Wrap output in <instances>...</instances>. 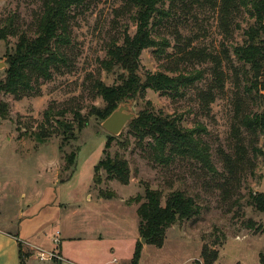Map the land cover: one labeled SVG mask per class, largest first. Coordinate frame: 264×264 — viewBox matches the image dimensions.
Segmentation results:
<instances>
[{
    "label": "rangeland",
    "instance_id": "obj_1",
    "mask_svg": "<svg viewBox=\"0 0 264 264\" xmlns=\"http://www.w3.org/2000/svg\"><path fill=\"white\" fill-rule=\"evenodd\" d=\"M123 2L95 0L90 8L77 12L70 65L42 82L36 93L16 99L12 94L0 92V101L9 105L8 117L0 118V225L15 230L22 211L36 220L43 219L38 229L48 239L49 248L42 249H55L62 255L61 245L66 259L76 264H130L138 242L143 249L139 264H204L205 246L218 252L212 264H264V233L258 228L264 226V212L251 203L250 196L254 191L264 192V156L258 161L255 175L246 171L239 191L224 199L216 186L217 174H207L197 161L188 158L169 165L159 164L135 141L128 125L119 135H112L103 128V119L89 113L93 106L105 105L102 97L95 96L92 80L100 78L108 85L118 82L120 70L108 72L101 68L100 61L106 57L108 43L118 34L113 24L114 10ZM40 4L41 0H0V19L16 14L20 24L30 23ZM178 13L179 17L172 20H181L178 26L181 40L176 37L175 21L161 30L171 42L166 54L176 58V44L191 42L196 49L222 57L227 75L225 91L217 93L209 112L204 111L198 92L211 82L213 62L180 61L175 64L180 65L178 70L186 69L188 73L200 69L204 74L183 95L174 98L148 89L144 96L129 101L137 115L146 107H153L155 111L181 116L185 127L204 124L208 132L203 136L210 145L212 162L221 172L223 162L218 152L232 150L228 140L235 90L232 65L237 63L233 47L243 42L244 30L252 20L243 10L238 19L241 27L227 35L214 10L195 6L189 12L179 8ZM130 26V32L134 33L136 26L132 21ZM16 42L13 36L8 41L0 40V78L5 77L8 67L7 48L12 49ZM155 50L152 47L142 52L139 70L142 76L162 70L170 59L166 54L159 57ZM226 52L230 57H226ZM76 109L85 118L83 126L74 118ZM46 110L53 117V131L39 138L43 129L48 132ZM57 119L75 120L71 135L57 127ZM260 144L264 149V136ZM73 154L75 163L69 165L68 157ZM119 157L129 163L128 184L112 178L103 166L95 172L100 160H112L115 164V158ZM147 187L162 193L163 205L170 192L183 190L199 206L194 217L177 220L166 230L162 246L148 239L142 242L138 209L145 201ZM13 217V222L7 221ZM56 237L60 239L57 246ZM30 255L33 254L24 253L21 263L27 264ZM61 260L39 262L58 264Z\"/></svg>",
    "mask_w": 264,
    "mask_h": 264
},
{
    "label": "trees",
    "instance_id": "obj_2",
    "mask_svg": "<svg viewBox=\"0 0 264 264\" xmlns=\"http://www.w3.org/2000/svg\"><path fill=\"white\" fill-rule=\"evenodd\" d=\"M95 0H41L38 10L33 13L30 23L20 24L16 14L0 19V40L8 41L10 36L16 37L15 46L7 48L5 77L0 78V92L9 93L16 99H22L37 92L40 84L52 78L55 72H62L71 63L73 51V22L76 14L90 8ZM214 10L219 17V25L227 35L241 27L238 20L243 10L248 12L251 23L244 30V40L233 47L236 65H232L235 90L233 92V121L228 138L231 152L220 150L223 171L219 172L211 158V148L204 134L207 127L198 122L188 128L182 124V117L155 111L146 107L138 117L129 122V132L135 141L149 151L159 164L169 165L178 159L191 158L200 164L204 172L217 174L216 186L227 199L237 193L242 186L246 171L255 175L258 161L264 156L260 144L264 136V0H124L114 10L113 24L117 31L106 48V57L100 61L101 68L113 72L116 68L118 82L106 84L100 78L93 79L91 88L95 96L105 102L102 108L92 107L89 112L101 119H106L120 103L128 99L144 96L148 89L162 94L178 97L202 79V70L186 73L175 65L182 61L185 64L211 61L212 80L206 89L198 92L201 107L209 112L210 105L218 92H224L227 75L223 69L222 57L205 49L187 44H176V58L166 54L171 45L170 40L161 33L163 27L179 17L178 9L194 10V7ZM178 16V17H177ZM129 19V22L124 20ZM130 21L136 30L130 32ZM179 22L175 21L176 37L180 41ZM156 47L159 57L166 54L168 62L163 69L156 72H139L141 54L147 48ZM226 57H230L226 52ZM175 65V66H173ZM175 67V68H174ZM150 103V102H147ZM65 110L62 111V114ZM75 120L80 126L85 124L81 110H73ZM9 105L0 101V118H7ZM74 120V121H75ZM53 117L50 110L45 112L47 130L38 133L42 138L51 135ZM62 132L70 134L74 121L55 120ZM49 126L52 128H49ZM146 142V144H145ZM110 143V140L107 142ZM76 154L68 157V164L75 163ZM100 162L95 172L103 166L112 178L124 184L130 180L129 163L124 158H115ZM251 203L264 212V192L251 193ZM143 201L138 209L141 217L139 230L141 235L158 246H162L166 230L180 219H191L199 212L196 199L183 190H174L162 204L163 195L157 189L147 187ZM264 233V226H259ZM141 243L138 242L130 264H139ZM204 264H212L218 257L217 251L205 246L202 251ZM20 256L23 253L20 247ZM61 264V263H58Z\"/></svg>",
    "mask_w": 264,
    "mask_h": 264
},
{
    "label": "crops",
    "instance_id": "obj_3",
    "mask_svg": "<svg viewBox=\"0 0 264 264\" xmlns=\"http://www.w3.org/2000/svg\"><path fill=\"white\" fill-rule=\"evenodd\" d=\"M1 213L0 209V214ZM13 219H15V217L8 218L7 221L13 222ZM17 219V228H15V230H10L0 225V264H22L20 247L23 257L24 253L30 252L33 254L28 257L27 264H42L38 259H36L37 255L34 251L38 248H49L48 239L46 237H42L38 229L41 224H43L44 220H36L33 216H26L23 211L20 215H18ZM33 249L35 250L33 251ZM60 251L62 254L61 264H63L64 261L76 264L70 259H66L61 245Z\"/></svg>",
    "mask_w": 264,
    "mask_h": 264
},
{
    "label": "water",
    "instance_id": "obj_4",
    "mask_svg": "<svg viewBox=\"0 0 264 264\" xmlns=\"http://www.w3.org/2000/svg\"><path fill=\"white\" fill-rule=\"evenodd\" d=\"M1 65L2 62H0V66ZM136 117H138V115L132 110L131 102L128 99V101L120 103L118 107L103 120L102 126L110 134L119 135L129 122ZM142 242H146V238L142 237Z\"/></svg>",
    "mask_w": 264,
    "mask_h": 264
},
{
    "label": "built area",
    "instance_id": "obj_5",
    "mask_svg": "<svg viewBox=\"0 0 264 264\" xmlns=\"http://www.w3.org/2000/svg\"><path fill=\"white\" fill-rule=\"evenodd\" d=\"M54 242L57 246L60 242V239L56 237V238H54ZM37 257L40 261H49V260H53L54 258L62 259V255L58 254V252L55 249L45 250L42 248H38L37 249Z\"/></svg>",
    "mask_w": 264,
    "mask_h": 264
}]
</instances>
